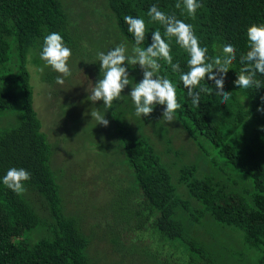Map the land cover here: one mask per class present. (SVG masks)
<instances>
[{
    "label": "trees",
    "instance_id": "1",
    "mask_svg": "<svg viewBox=\"0 0 264 264\" xmlns=\"http://www.w3.org/2000/svg\"><path fill=\"white\" fill-rule=\"evenodd\" d=\"M178 2L180 8L175 6ZM198 2L202 7L193 19L183 0H98L100 12L96 6L91 9L97 17L76 23L73 19L85 13L71 12L61 0H0V264H96L82 216L66 212L63 205L50 162L51 143L33 106L28 63L33 55L32 61L46 70L43 79L54 84L56 71L48 69L40 54L44 38L56 32L80 65L99 80L97 53L124 44L126 54L132 55L135 39L124 20L127 15L145 20L140 47L151 44L152 32L157 30L170 44L173 63L180 69L173 72L161 59L158 75L176 87L182 106L176 121L195 152L187 161L184 150L181 155L175 151L173 161L163 158V151L144 132L146 121L155 119L156 108L145 119L136 116L129 93L143 79V70L138 64H125L131 83L108 114L117 134L111 142L116 154L111 164L126 167L128 183L118 184L111 205H105L107 221L98 219L91 232L103 229L112 235L121 253L118 260L130 254L145 264H264V111L257 110L264 108V75L255 77L261 81L259 88L234 84L244 67L240 57L249 50L247 29L264 24V0ZM152 5L191 24L209 57L223 56L226 44L236 49L225 77L224 91L230 93L226 104L215 95V83L207 77L201 84L213 89L212 94L201 93L200 106L192 104L180 80L181 73L189 71L190 57L175 37L165 36L164 25L151 21ZM103 8L107 12H101ZM87 37L91 50L85 53ZM128 110L136 126L130 125ZM169 143L165 142L166 149ZM12 167L31 174L22 195L2 182ZM122 228L150 230L166 246V255L135 240H123ZM118 260L113 259V264L122 263Z\"/></svg>",
    "mask_w": 264,
    "mask_h": 264
},
{
    "label": "rangeland",
    "instance_id": "2",
    "mask_svg": "<svg viewBox=\"0 0 264 264\" xmlns=\"http://www.w3.org/2000/svg\"><path fill=\"white\" fill-rule=\"evenodd\" d=\"M61 1L73 13L80 11L85 13L83 17L73 19L76 23H82L83 20L88 19L92 21V17H97L96 12L91 13L94 6L98 13L100 12L101 5L98 0ZM101 12H107V9L103 8ZM104 35L108 34L104 33ZM88 41H90L88 37L86 41H83L85 53L87 49L91 50ZM76 56L72 53L68 61L71 75L64 79L63 85L57 84L56 80L54 84L46 82L43 79L46 70L40 67V63L32 61L33 55L29 56L28 69L34 91L33 106L41 121V129L46 133L49 143H51L50 162L61 186L66 212L82 216V225L90 239L89 252L96 264H113V259L118 260L121 253L111 241L112 235L104 232L103 229L97 231V228H95L97 233H92L91 228L98 219L101 220L100 222L107 221L105 205L116 194L118 184L128 183V180L126 181L128 170L119 163L111 164V159L114 160L116 155L111 142H113V135H117L113 133V124L111 123L113 118L108 114L109 110L105 109L101 101L93 103L88 100V96L98 80L92 70L80 65ZM55 75L60 74L55 72ZM141 76L143 77V74ZM131 90L132 86L129 93ZM165 107L166 105L155 106V119L146 121L144 132L151 138L156 148L163 151L164 159L173 161L174 152L179 154L181 150H184L187 152L183 157L184 161L192 160L195 152L191 149L193 144L188 143L191 141L179 131V123L176 120L166 122L162 118ZM94 111L105 116L109 121L108 126L97 124V121L91 116V112ZM126 116L130 125H137L131 111L128 110ZM156 122L158 126L155 125ZM166 129L167 131L163 135L162 130ZM165 142H170L168 149H166ZM111 202H109V206ZM199 230H202V227ZM122 231L123 240H135L136 243H143L157 249L163 257L166 255V246L160 245L156 235H153L150 230L139 231L133 228L123 230L122 228ZM118 261L122 262L120 264H145L142 258H136L130 254L124 255V259Z\"/></svg>",
    "mask_w": 264,
    "mask_h": 264
},
{
    "label": "clouds",
    "instance_id": "3",
    "mask_svg": "<svg viewBox=\"0 0 264 264\" xmlns=\"http://www.w3.org/2000/svg\"><path fill=\"white\" fill-rule=\"evenodd\" d=\"M183 5L188 16L193 19L197 9L202 7L198 0H183ZM175 6L180 8L181 4L178 2ZM148 16L151 21L164 25L165 36L175 37L176 43L190 57L187 60L189 71L181 73L180 80L187 89V95L191 98L192 104L199 107L201 93L212 94L213 89L201 84L206 77L208 80L214 81L215 95L221 98V103L226 104L230 93L224 91L225 77L230 65L236 59V49L231 44H226L222 50L223 56L209 57L208 49L200 46L191 24L177 19L174 15H167L156 5L150 7ZM124 20L128 24V31L135 39L132 55L126 54L127 49L124 44L116 46L107 53H97L102 78L95 83L88 100L93 103L103 101L105 109L112 108L113 102L121 98L123 90L131 83L125 64L131 66L138 64L143 70V79L136 83L130 92L136 116H149L156 105H166L162 118L166 122L175 121L177 110L182 107L177 100L176 87L170 79L158 75L160 69L158 61L161 59L171 66L173 72L180 69L178 63H173L170 44L157 30L152 32L151 44L147 47H140L146 35L145 20L131 15L125 16ZM246 35L249 50L240 57L244 67L234 84L242 89L253 86L259 88L261 81L255 77L257 73L264 75V24L250 25ZM40 56L48 66L60 74L56 77V83L63 85L64 79L71 75L68 61L72 56L71 49L63 42V37L56 32L47 35L44 38ZM257 110L264 111V108L258 107ZM91 116L97 121V124L108 126L109 121L99 112H91ZM30 179L31 174L27 170L12 167L4 175L2 182L17 195H22L26 191L24 182Z\"/></svg>",
    "mask_w": 264,
    "mask_h": 264
}]
</instances>
